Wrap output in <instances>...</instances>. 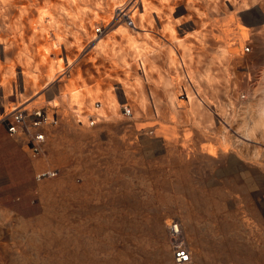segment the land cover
<instances>
[{
	"label": "rangeland",
	"instance_id": "obj_1",
	"mask_svg": "<svg viewBox=\"0 0 264 264\" xmlns=\"http://www.w3.org/2000/svg\"><path fill=\"white\" fill-rule=\"evenodd\" d=\"M131 2L69 3V14L36 23L39 36L19 18L3 21L0 264H175L171 220L186 264H264V0H176L172 45L163 17L146 31L127 20L147 72L130 65L125 74L137 79L125 84L120 57L133 62L135 52L116 28ZM70 82L82 89L86 120L61 96ZM39 109L45 121L34 126ZM19 111L10 133L5 122ZM36 131L44 141L33 156Z\"/></svg>",
	"mask_w": 264,
	"mask_h": 264
},
{
	"label": "bare ground",
	"instance_id": "obj_2",
	"mask_svg": "<svg viewBox=\"0 0 264 264\" xmlns=\"http://www.w3.org/2000/svg\"><path fill=\"white\" fill-rule=\"evenodd\" d=\"M80 1L81 0H0V27H2L1 26L2 24L4 25L3 21L6 17L19 18L22 30H27V31L32 32L33 34H36L37 36H39L40 34L38 33V31H36V27H37L36 23L43 22L44 18H46V17L50 18V19H55L57 17V16H55V11L58 9H60V11L65 13V14H69L70 12L68 10V7L66 6L69 3L74 4L76 6V8L79 9V8H81ZM166 2L167 3H161V5L157 6V5H154V3L151 0H132V2L129 5L120 7V9L122 8L121 13L124 12L123 14H125L126 18L124 16L122 17L123 23L116 28V31H117L116 33H118L119 36L125 38L126 41L129 43L128 46L130 48H132L133 51L135 52V55H134L135 58L134 57L132 58L133 62L129 59H125L126 57H120V58H122L123 65L125 66V70H123V74H124L123 76H120V72L117 71V69L115 71L116 73L119 72V75L117 74L116 77L120 79V82H124L125 84H127L128 79H130V80L131 79H133V80L137 79L136 77L131 78L128 75L129 73L125 74V72L127 71L126 68H128L130 65L131 66L139 65L143 74H146V72H147V70L144 69V66L146 65L145 62L147 61V59H144L145 62L143 61V59H141L142 56H144L143 52L145 51V49H144L145 47L137 44L135 42V40L132 38V35L129 33L130 31H128L130 25L127 23V20H130V22L132 24V27H130V28H132V30H136L137 28H140V29L146 31L148 29V26L150 25V23H152L155 18L160 19L163 17L165 20L164 28L166 29L165 30V36L168 39V43L170 45H172V43H176L179 41V39H178L179 37H177V35L175 34V25L173 24L174 19H172V17H171V15H172L171 12H172L173 8L175 9V11L177 13L181 12V8L174 6V4L176 3V0H167ZM124 4H126V3H124ZM167 7H169L168 9H170L171 11L168 10ZM186 7L188 8V11L191 10V6H190V4H188V2L186 4ZM125 8H127V9H125ZM151 9L154 12L156 11L155 16H153L151 14ZM127 13H129V14H127ZM94 15L95 16L99 15L101 17L103 16V15H100L99 13H96V12L94 13ZM58 19H60V18H58ZM174 22H177V21H174ZM50 24H51V21H50ZM147 24H148V26H147ZM203 35H205V33H203ZM1 37H2V32L0 30V39H1ZM53 46H55V43H53L51 45H46L44 47V51H42V53H41L42 54L41 58L43 60H45L47 58L46 55L50 49L52 50ZM220 51H222V53L226 52L225 47L222 46ZM49 62L50 63L46 66V69H45V80L48 83L53 81L55 78V73L57 71H60L63 68L60 59L56 60V61L50 60ZM109 66L113 67V65L111 63ZM0 68H3V66H0ZM8 68L11 71L10 73L14 72L13 64L9 65ZM22 74L24 76L26 75L24 71L22 72ZM128 76H129V78H128ZM29 77L31 78L30 82L33 83V81H35V78L37 77V75L34 74L33 77L32 76H29ZM4 80H5V77L1 78L0 82L3 83ZM106 84H109V83H106ZM69 90H70L69 93H67V92L63 93L61 96L62 97L66 96L67 99L69 97H71V101L75 102L77 105V108H75V112L77 113V115L84 120H86L87 116H92V113H90V112L83 114L84 111H82V109H81L82 106L80 104L82 103L81 98L83 96V93L81 91L82 89L81 90H76V89L72 90V83L70 82ZM83 92L88 93L87 97H90V96L93 97L94 94L97 93V90L95 88L94 89L87 88V90L85 89V91H83ZM184 93H185L186 101H190L193 94L188 93L187 89L184 91ZM89 99L91 100V98H89ZM108 101H109L108 103H111L112 107L115 106V104H114L115 102L113 99L108 97ZM128 113H129V109H128ZM263 113H264V108H263ZM41 115L43 117H41L40 119H42V122H43V121H45L44 113H41ZM104 116L105 115H101V114L97 115L96 114L93 118H95V119L104 118ZM213 151H211L210 153H214ZM51 170H49V171H51Z\"/></svg>",
	"mask_w": 264,
	"mask_h": 264
},
{
	"label": "built area",
	"instance_id": "obj_3",
	"mask_svg": "<svg viewBox=\"0 0 264 264\" xmlns=\"http://www.w3.org/2000/svg\"><path fill=\"white\" fill-rule=\"evenodd\" d=\"M248 50V48H246ZM126 113L128 114V109L125 110ZM43 113L42 110H37L34 114L35 120L33 121L34 126H38L39 124L42 123L41 115ZM22 120V111L17 112L11 120H6L5 126L7 130L10 133H14L16 131V124L19 123ZM94 123V119L89 122L90 125ZM44 141V134L42 132H33L31 136V140L28 142V148L31 150V154L33 156L37 155L40 152L41 145ZM55 170H43V171H38L35 174V177L40 179L43 177H48V176H54L55 175ZM168 232L171 236V250H172V258L175 264H186L190 260V252L187 249V247L184 245L183 241L180 238V224L176 220H171L168 224Z\"/></svg>",
	"mask_w": 264,
	"mask_h": 264
},
{
	"label": "crops",
	"instance_id": "obj_4",
	"mask_svg": "<svg viewBox=\"0 0 264 264\" xmlns=\"http://www.w3.org/2000/svg\"><path fill=\"white\" fill-rule=\"evenodd\" d=\"M160 72H161V71H160ZM95 81H96V79H95ZM90 84H94V80H93V81H91V82H90Z\"/></svg>",
	"mask_w": 264,
	"mask_h": 264
}]
</instances>
